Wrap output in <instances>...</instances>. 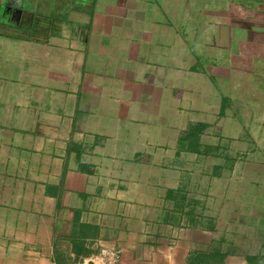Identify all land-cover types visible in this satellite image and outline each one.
<instances>
[{
	"label": "crops",
	"instance_id": "0c3cea01",
	"mask_svg": "<svg viewBox=\"0 0 264 264\" xmlns=\"http://www.w3.org/2000/svg\"><path fill=\"white\" fill-rule=\"evenodd\" d=\"M242 1L0 0V264H264V0Z\"/></svg>",
	"mask_w": 264,
	"mask_h": 264
},
{
	"label": "rangeland",
	"instance_id": "374dc122",
	"mask_svg": "<svg viewBox=\"0 0 264 264\" xmlns=\"http://www.w3.org/2000/svg\"><path fill=\"white\" fill-rule=\"evenodd\" d=\"M222 1L224 3L231 2V0H222ZM239 1H241V0H239ZM242 2L244 4H246L245 6H249V5L250 6H256V5L261 6V3L258 2L257 0H244ZM245 6L242 7V8H244L245 9L244 11L247 13L248 12V9H246ZM212 16L213 15H209L208 17H206V20L207 21H205L203 23V28L205 27V30H206V28H207L206 25H208V28L210 27L209 29L212 31L213 35H217V33L219 34V32H222V30L225 31L223 33H229L227 30L228 29L230 30L232 28L230 26L231 25V21H229V19H227L226 23L220 25V22L219 21H221V20L215 18V20L218 21L217 23H215V21H213V19H212ZM199 36L207 40V37H205V33H204V30L202 28H200ZM228 37H229V35H228ZM195 39L196 38H193L192 37V42H196ZM203 43H200L199 42L200 45H202ZM216 45H219V44L216 42ZM198 52H201L202 53V54L200 53L201 54V58H192V61H193L192 62V72H194V69L195 68H196L197 72L200 71L201 69L202 70H206V69L208 70L209 69L210 72L211 71L213 72V68L210 67V64L216 63L217 62V59L216 60H213L214 56L211 55L210 52L204 51V49H200V50H198ZM210 68H211V70H210ZM183 70H184V74H185V72H187L186 73V76H188V74L191 75V72L189 71L188 68H185ZM181 76H182V74H181ZM181 76H180V78H181ZM200 77L201 76H199L198 78H200ZM182 78H184V77H182ZM184 80H185V78H184ZM164 82H166V80H164ZM254 85H257V84L254 83ZM165 90L167 91V88H165Z\"/></svg>",
	"mask_w": 264,
	"mask_h": 264
},
{
	"label": "built area",
	"instance_id": "2783aa9c",
	"mask_svg": "<svg viewBox=\"0 0 264 264\" xmlns=\"http://www.w3.org/2000/svg\"><path fill=\"white\" fill-rule=\"evenodd\" d=\"M75 264H122L120 251L115 249H105L91 261L85 259L77 261Z\"/></svg>",
	"mask_w": 264,
	"mask_h": 264
},
{
	"label": "flooded vegetation",
	"instance_id": "af4514ba",
	"mask_svg": "<svg viewBox=\"0 0 264 264\" xmlns=\"http://www.w3.org/2000/svg\"><path fill=\"white\" fill-rule=\"evenodd\" d=\"M247 8L249 9V7L247 6ZM249 11V10H248ZM256 17L257 18H259V19H257V20H259V23H260V26L262 25V27H263V30H262V32H263V34H264V13H262L261 15L260 14H257L256 15ZM227 19L228 18H224L223 20H221L220 22H222L223 24L227 21ZM229 21H231V24H234V19L233 18H229ZM240 25H242V23H237L236 25H234L236 28H238V29H240L241 30V28H240ZM249 62V61H248Z\"/></svg>",
	"mask_w": 264,
	"mask_h": 264
}]
</instances>
